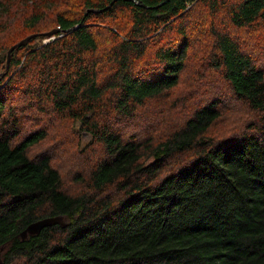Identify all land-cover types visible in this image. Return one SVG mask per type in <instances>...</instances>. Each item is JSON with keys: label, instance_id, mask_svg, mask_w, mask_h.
Masks as SVG:
<instances>
[{"label": "trees", "instance_id": "1", "mask_svg": "<svg viewBox=\"0 0 264 264\" xmlns=\"http://www.w3.org/2000/svg\"><path fill=\"white\" fill-rule=\"evenodd\" d=\"M68 5L0 0L1 264H264V58L190 32L264 0Z\"/></svg>", "mask_w": 264, "mask_h": 264}, {"label": "rangeland", "instance_id": "2", "mask_svg": "<svg viewBox=\"0 0 264 264\" xmlns=\"http://www.w3.org/2000/svg\"><path fill=\"white\" fill-rule=\"evenodd\" d=\"M54 2L57 5L55 7L56 8L55 12H67L71 8L68 5V0H54ZM15 11L17 12V10H15ZM51 11L53 12V10H51ZM16 14L14 13L13 17H16ZM195 17L196 18L194 20V24L190 28V32L192 34L194 33V30L197 27H199V30L206 31L208 26L210 25V22L215 23L218 29L230 31L235 37H237L239 39V41L244 46H246V47L250 46L249 49H251L253 52L255 51V55H259L261 58H264V23H260L253 28L238 30V29H235L231 26V23L228 20L227 15L223 14V12H221V15L218 16L217 19H212L214 17L212 16V18H211L209 15V12L206 10V8H203V7L196 12ZM197 21L199 22V25L195 24ZM51 32H53V30ZM153 36H155V35H153ZM52 39H53V36L52 37H45L44 39H42L39 42V44L48 43ZM149 39H152L151 36L149 37ZM8 57H9V55H8ZM23 60H25V59H23ZM263 66H264V62H263ZM68 135H70V132ZM90 141H91L90 135H88L87 133H83L82 142H81L82 147H86Z\"/></svg>", "mask_w": 264, "mask_h": 264}, {"label": "water", "instance_id": "3", "mask_svg": "<svg viewBox=\"0 0 264 264\" xmlns=\"http://www.w3.org/2000/svg\"><path fill=\"white\" fill-rule=\"evenodd\" d=\"M58 33H59V30H56V31L48 33L47 36L52 37ZM33 37L34 36H30V37L26 38L25 40L16 44L14 47H12L11 50L9 51V54H8L9 55L8 62L10 60L11 53L16 49H19V48L25 46L29 42V40H31ZM56 224H60V225L65 226V223L63 222V217L46 218V219H42L40 221H37V222L29 225L26 228V230L21 234V237L23 240H25L26 238H28L29 235H31V236L38 235V234H40V232L44 228L50 227V226H53ZM2 251H3V249L0 250V264L2 263V261H1V252Z\"/></svg>", "mask_w": 264, "mask_h": 264}]
</instances>
